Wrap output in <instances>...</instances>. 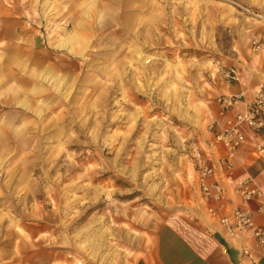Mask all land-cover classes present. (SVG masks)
<instances>
[{"label": "rangeland", "instance_id": "obj_1", "mask_svg": "<svg viewBox=\"0 0 264 264\" xmlns=\"http://www.w3.org/2000/svg\"><path fill=\"white\" fill-rule=\"evenodd\" d=\"M35 1L22 51L65 73L24 56L0 108V264H132L170 215L200 217L194 154L226 71L261 63L264 0H97L92 37ZM58 35L80 42L50 56Z\"/></svg>", "mask_w": 264, "mask_h": 264}, {"label": "crops", "instance_id": "obj_2", "mask_svg": "<svg viewBox=\"0 0 264 264\" xmlns=\"http://www.w3.org/2000/svg\"><path fill=\"white\" fill-rule=\"evenodd\" d=\"M96 1H50L52 4L57 2L58 5V11H52L51 14L58 19L70 21L59 24V35L69 34L74 30L77 23H81L87 29V37L94 36L92 27L85 21L92 18L90 13L93 11L92 5ZM34 2L36 3L35 0H0V108L16 106L11 99H8L14 91L27 92L23 85L25 81L20 80L19 68L22 65L26 66L30 72L32 70H29L26 63L21 61L24 56L36 70L40 68L57 74L65 73L57 69L58 65L52 59H48L51 62L46 65V61L35 59L31 51H22L27 50L25 47H40L36 42L34 27L30 22L34 19L33 10L30 6ZM47 14L49 15L50 12ZM30 31L33 33L32 38L25 39ZM57 42V44L52 42L51 46H47L58 47L57 50L46 49L49 55L52 52L64 50V47H69V50L72 51V43L78 45L80 41L75 38L64 40L60 37ZM29 54L32 55V58H28ZM260 57L261 63L259 61L254 62L251 69L246 70L240 67L237 71L239 81L226 82L221 95L243 93L245 102L251 100L252 90L264 82V48ZM24 104V102H19L18 106L23 107ZM244 107L245 105L241 104L234 112H241ZM244 133L247 142L237 151L234 168L226 173L224 184L228 188L236 181L246 176H252L264 194V157L256 158L252 155V146L256 138L246 129H244ZM214 152L218 153L219 151L214 150ZM254 221L256 226L264 229V214H256ZM243 245L255 250L258 264H264V255L260 253L261 250L250 236L242 241L229 242L220 232L219 226L206 219L203 209L199 218L191 211L186 210L174 213L162 222L155 230L150 246L132 264H251L247 259L241 257L238 251L239 247Z\"/></svg>", "mask_w": 264, "mask_h": 264}, {"label": "built area", "instance_id": "obj_3", "mask_svg": "<svg viewBox=\"0 0 264 264\" xmlns=\"http://www.w3.org/2000/svg\"><path fill=\"white\" fill-rule=\"evenodd\" d=\"M252 44L254 52H258L264 48V38H254ZM225 78L238 82L239 74L231 68L226 71ZM215 103L217 119L208 127L213 131L210 147L205 155L194 154L199 200L206 219L217 224L229 242L250 236L264 255V229L256 226L254 221L256 214H264L262 190L252 176H246L228 188L224 184L226 173L234 168L237 151L247 142L244 129L256 138L252 155L264 157V82L252 90L248 102L243 93H238L219 95ZM241 104L245 105L244 110L234 112ZM238 251L251 264H258L255 250L243 245Z\"/></svg>", "mask_w": 264, "mask_h": 264}]
</instances>
